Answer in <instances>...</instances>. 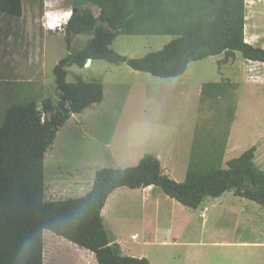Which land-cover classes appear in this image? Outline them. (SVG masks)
<instances>
[{
  "label": "trees",
  "instance_id": "obj_1",
  "mask_svg": "<svg viewBox=\"0 0 264 264\" xmlns=\"http://www.w3.org/2000/svg\"><path fill=\"white\" fill-rule=\"evenodd\" d=\"M88 6L71 14L65 25L69 40L88 33L80 49L72 50L54 68L58 99L30 100L9 107L0 126V264H44V231L50 230L92 251L97 264H152L146 257L124 255L105 225L102 211L120 187L156 185L188 208H198L207 197L233 190L264 207V169L256 162L257 146L224 162L235 108H229L227 129L220 143L194 142L186 177L179 182L166 174L157 157L144 155L138 164L104 167L96 172L89 192L65 199L45 198V157L57 133L74 113L104 99L100 79L81 75L67 81L72 61L85 67L89 58L126 62L132 69L160 77L182 75L189 64L211 55L234 59L236 52L264 63V47L246 39V0H86ZM8 15L23 14L22 0H0ZM127 34H170L175 37L157 51L129 57L111 45L121 31ZM236 85L207 82L202 97H222ZM40 104L41 109H38ZM196 139V138H195Z\"/></svg>",
  "mask_w": 264,
  "mask_h": 264
},
{
  "label": "rangeland",
  "instance_id": "obj_2",
  "mask_svg": "<svg viewBox=\"0 0 264 264\" xmlns=\"http://www.w3.org/2000/svg\"><path fill=\"white\" fill-rule=\"evenodd\" d=\"M52 1L55 2L51 8L55 10V15L49 12L47 16H56L53 17V24L62 23L61 27L53 31L47 26L52 19L46 18L45 11L49 7L45 6V0H23V14L20 17L0 10V126L7 109L13 105L30 100L40 103L46 97H54L57 101L56 64L72 50L80 49L91 37L88 33L73 36L69 49L62 12L72 10L75 0ZM246 5L247 41L264 47V0H246ZM87 6L98 14L96 6ZM174 37L170 34H127L123 30L111 47L129 57H141L162 49ZM223 58L224 54H219L193 61L185 73L175 77L156 76L134 70L126 62L113 63L104 59H95L85 67L69 63L66 66L68 82L76 81L77 75L86 81L100 79L106 85L107 97L99 107H91L76 118L81 122L76 126L73 124L76 130L73 133L74 141L73 136H69L73 132L69 127L63 126L59 130L55 147H50L46 154L47 176L57 158L53 156L58 143H64V153L67 152L71 157L77 153L88 158L92 146L113 143L114 148L119 145L122 148L126 140L127 143L138 144L146 155L152 154V151H166L170 146L187 145L196 123L197 145L214 144L215 141L220 143L225 138L228 111L232 107L235 108V120L229 127L228 140L229 137L231 139L228 151L226 147L228 153L224 154V162L256 145V162L264 169V69L259 68H264V64L245 59L239 51L234 59ZM255 72L262 76H256ZM228 80L236 85L233 92L218 98L205 95L199 105L200 88L204 83ZM95 109L98 113L90 117ZM96 130L99 134L95 133ZM122 132L126 135L120 134ZM190 143L192 146V141ZM163 196L165 193L159 189L156 197L161 199ZM162 204L168 206V209L173 207L171 203L165 205L164 201ZM117 209V213L119 209L120 213L116 215V224L121 230H133V227L141 223L136 206L126 202ZM249 213L253 216L249 228L237 232V239L247 241L248 244H238L237 247L223 244L220 248L206 246L200 255H195L199 258L193 263L264 264V228L261 222L264 209L253 206ZM232 220L225 215L216 224L224 227L226 241L234 239ZM213 223L210 227L215 225ZM202 238L207 239V234ZM44 239L47 245L52 244L53 240L61 242L58 259H62L61 264H69V261L76 258V251L70 249L65 238L45 230ZM133 245L134 250H137L135 253L143 254L147 250L145 253L153 255L156 264H187V259L179 257L178 252L172 253L173 247L156 252L160 247H153L155 250L149 251L152 248L137 241H133Z\"/></svg>",
  "mask_w": 264,
  "mask_h": 264
},
{
  "label": "crops",
  "instance_id": "obj_3",
  "mask_svg": "<svg viewBox=\"0 0 264 264\" xmlns=\"http://www.w3.org/2000/svg\"><path fill=\"white\" fill-rule=\"evenodd\" d=\"M54 5V1L45 0V6L49 7V9H46L45 11L46 18H49L47 16L49 12H51V15H55V10L51 9ZM66 11L72 12V10ZM66 11L62 12L64 24H66L69 18V16H65ZM53 17L55 18L56 16ZM53 17L51 20L52 22L55 20ZM92 62L93 60H91V64ZM253 62L264 64L263 62L258 61ZM259 68L260 70L264 69L260 66ZM255 70L251 71L254 72ZM258 73L259 72H255L256 76H262ZM106 97V85L104 84V99L100 103L93 104L80 113H74L65 123L64 126L69 127V130H73V132L69 133V136H73V141L75 140V134L73 133L76 132L74 126L81 122L76 120V118H79L81 114H84L91 109V107H99ZM201 98L202 87L200 88V106ZM97 113L96 109L93 110V115L90 117ZM197 124L198 123H196L191 130L190 141H192V146H190L191 143L189 141L185 146L179 145L178 147L175 145L174 147H168L166 151H152V154L159 159L163 171L176 181L181 182L186 177L195 141ZM123 132L120 134L126 135ZM95 133L99 134L98 130H96ZM101 133L102 132H100V134ZM230 139L231 138L229 137V140H227V151L228 146L230 145ZM124 142L125 145H123L122 148L121 145L114 148L113 143L92 146L90 147L88 158L80 156L77 153L73 154V157H71L67 152L64 153V143H58L56 146V155L54 154L53 156L54 158L57 156V158L55 159L54 165L48 176L45 162V198L47 200H52L84 195L91 190L98 169L104 167L124 168L136 165L146 152L144 149L140 150L138 144L136 145L133 142L127 143L126 140H124ZM54 145L55 141L51 148H54ZM82 157L84 158L82 159ZM159 189L162 190L156 185L136 189L120 187L113 191L109 196L102 211L105 225L111 235H113L116 241L120 244L122 253L129 256L146 257L152 264H156L153 255L145 253L147 250L143 251L144 255L135 253L137 250H134L135 247L133 241H137L141 245L152 248L150 250L148 249L149 251L155 250L153 247H160V249L155 250L156 252H159L166 247H173L171 249L173 254L178 252L179 257L187 259V264H194V260L199 258L195 257V255H200L203 248L206 246L220 248L223 244H233L236 245V247L238 244H248L247 241L237 239V232L249 228L251 224L250 220L253 219L249 210L252 212L253 206H256V208L259 207L260 210L264 209V207L258 203L235 194L233 190L225 192L220 197H207L198 208L193 209L184 206L166 194L161 199L156 197L159 193ZM162 201H164L165 205L171 203L173 207L170 206L168 209V206H163ZM126 202L137 207L136 210L139 214L138 218H141V223L137 224L136 227H133V230L129 229V231L121 230L116 224V215L120 213V209L117 213V208L121 205H125ZM225 215L233 219L232 225H234V229L232 228V232L234 233V239L231 241H226L224 227L216 225ZM161 220L163 221L162 223ZM150 221H152V223H149ZM212 222H214L213 224L215 225L210 227ZM261 222L262 228H264V219L263 221L261 220ZM206 234L207 239H203V235ZM44 243V264H61L62 259L58 261L60 257L59 248L62 246L61 242L53 240L51 242L52 244L49 243L47 246L44 239ZM66 244L70 246V249L77 253L76 258L69 261V264H97V260L92 251L82 248L69 240ZM197 262L199 264V261Z\"/></svg>",
  "mask_w": 264,
  "mask_h": 264
},
{
  "label": "water",
  "instance_id": "obj_4",
  "mask_svg": "<svg viewBox=\"0 0 264 264\" xmlns=\"http://www.w3.org/2000/svg\"><path fill=\"white\" fill-rule=\"evenodd\" d=\"M87 5V1L86 0H75L73 3V8H72V12L75 13L78 10H80L81 12H83L84 7H86ZM69 41V49H70V40ZM91 58H89L85 64V66H89L91 64ZM70 64H73L72 61L70 62ZM90 75L92 76V73L90 72ZM93 80V79H92ZM38 109H41L40 104L38 105Z\"/></svg>",
  "mask_w": 264,
  "mask_h": 264
},
{
  "label": "built area",
  "instance_id": "obj_5",
  "mask_svg": "<svg viewBox=\"0 0 264 264\" xmlns=\"http://www.w3.org/2000/svg\"><path fill=\"white\" fill-rule=\"evenodd\" d=\"M71 14H72V12H71ZM48 17H49V16H48ZM51 17H52V16H51ZM69 18H70V16H69ZM69 18H68V19H69ZM49 19H52V18H49ZM67 21H68V20H67ZM66 23H67V22H66ZM50 24H53V22H52V23H51V22H48V23H47V26L49 27ZM65 25H66V24H65ZM57 27H61V25L59 24V25H57L55 28L49 27V29L55 30Z\"/></svg>",
  "mask_w": 264,
  "mask_h": 264
},
{
  "label": "clouds",
  "instance_id": "obj_6",
  "mask_svg": "<svg viewBox=\"0 0 264 264\" xmlns=\"http://www.w3.org/2000/svg\"><path fill=\"white\" fill-rule=\"evenodd\" d=\"M67 16H71V12L66 13ZM57 25L56 24H50L49 27L55 28Z\"/></svg>",
  "mask_w": 264,
  "mask_h": 264
},
{
  "label": "bare ground",
  "instance_id": "obj_7",
  "mask_svg": "<svg viewBox=\"0 0 264 264\" xmlns=\"http://www.w3.org/2000/svg\"><path fill=\"white\" fill-rule=\"evenodd\" d=\"M48 246V245H47Z\"/></svg>",
  "mask_w": 264,
  "mask_h": 264
},
{
  "label": "flooded vegetation",
  "instance_id": "obj_8",
  "mask_svg": "<svg viewBox=\"0 0 264 264\" xmlns=\"http://www.w3.org/2000/svg\"><path fill=\"white\" fill-rule=\"evenodd\" d=\"M69 40V39H68Z\"/></svg>",
  "mask_w": 264,
  "mask_h": 264
}]
</instances>
